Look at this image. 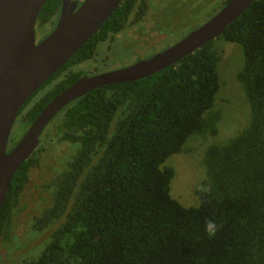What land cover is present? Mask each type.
Listing matches in <instances>:
<instances>
[{"label": "trees", "instance_id": "16d2710c", "mask_svg": "<svg viewBox=\"0 0 264 264\" xmlns=\"http://www.w3.org/2000/svg\"><path fill=\"white\" fill-rule=\"evenodd\" d=\"M138 2L123 0L27 100L18 115L26 131L82 78L80 66L122 31ZM61 7L62 0H48L39 15L42 25H56ZM220 39L243 48L237 79L249 120L227 143L207 147V181L194 191L199 206L185 207L171 196L174 168L163 165L184 152L192 136L219 133L223 114L214 105L221 56L214 41ZM215 40L149 77L96 89L57 115L53 138L72 151L44 184L52 203L34 216L31 229L53 231L40 251L15 264H264V0ZM37 155L38 149L17 170L0 210V241L8 245ZM209 224H215L213 232Z\"/></svg>", "mask_w": 264, "mask_h": 264}, {"label": "water", "instance_id": "95a60500", "mask_svg": "<svg viewBox=\"0 0 264 264\" xmlns=\"http://www.w3.org/2000/svg\"><path fill=\"white\" fill-rule=\"evenodd\" d=\"M48 0H0V210L20 166L37 150L49 124L72 102L111 84L135 82L180 62L218 38L256 0H230L210 21L176 45L132 66L85 76L58 94L8 151L27 100L100 29L123 0H62L54 30L36 43V22Z\"/></svg>", "mask_w": 264, "mask_h": 264}, {"label": "rangeland", "instance_id": "374dc122", "mask_svg": "<svg viewBox=\"0 0 264 264\" xmlns=\"http://www.w3.org/2000/svg\"><path fill=\"white\" fill-rule=\"evenodd\" d=\"M220 1L223 0H180L179 7L172 10V13L175 12V14L165 15L164 23L159 17L156 20L160 27H165L163 30L174 33L172 38L164 33L163 36L153 39L143 48L146 49L144 55H153L156 48L162 50L186 36L189 32L186 30L187 28L177 29L188 23L196 14L197 17L203 19L207 13L209 15L213 11ZM199 12L203 16H200ZM207 20L209 19L202 20L198 25ZM54 28L53 24L36 26V43L45 39ZM117 42V55L109 59L108 65L104 69L106 71L118 70L133 64L135 56L141 51V46H138L139 42L134 41L131 37V30L123 31L122 38H118ZM214 47L221 56L218 65L221 86L214 105V109L220 110L223 114L219 124V133L216 138L192 136L186 143L184 152L172 155L163 165L174 168L175 176L171 183V196L185 207L199 206L194 191L195 188L204 185L207 181L203 161L207 147L213 143L218 145L227 143L247 125L249 120V102L237 79V73L244 64L243 48L239 44L222 39L215 40ZM104 50L105 44L103 43L100 46L101 53L97 57H105ZM41 93L42 91L33 98L32 102H35L36 97ZM56 122L57 119L49 124L41 137L42 142L37 148L38 164L30 172L29 182L15 215L13 243L8 245L0 241V264H15L30 251L33 253L40 251L41 245L47 243V239L53 231L52 226L41 233H32L31 229L34 216L52 203V197L44 184L50 182L64 168V162L72 151L68 144H60L55 141L54 132L50 126H55ZM25 131L22 122L20 123V120L17 119L10 135L8 151L21 140Z\"/></svg>", "mask_w": 264, "mask_h": 264}, {"label": "flooded vegetation", "instance_id": "af4514ba", "mask_svg": "<svg viewBox=\"0 0 264 264\" xmlns=\"http://www.w3.org/2000/svg\"><path fill=\"white\" fill-rule=\"evenodd\" d=\"M73 1H78L80 5L84 0H73ZM229 1L230 0L220 1L216 5V7L213 9V11L209 15H207L208 14L207 13L203 19L197 17L198 16L197 14L192 16L191 20L188 23L184 24L182 27H179L177 29V30H182L184 28H187L186 30H188L189 32L187 33L186 36L174 42L173 44L165 47L162 50H157L156 48L155 53L153 55L148 56V55H144V52L146 51V49H143V48L146 47L148 44H150L153 41V39H157L158 37L163 36L164 33H167L168 36L172 38L174 33H171L167 30H163L165 27L164 26H163L164 28L160 27L159 24L156 22V20L159 17L162 20V23H164L165 15L175 14V12L172 13V10L179 7L180 0H139L133 12V15L129 17L122 31L116 34L115 37H109L110 39L104 43L105 50L103 52L106 54L105 57H96L94 60L89 61L87 64L80 66L81 71H82L81 77H85V76L90 77V76H95V75L110 72L104 69L105 67H107L109 59L114 58L117 55L116 53L117 44H118L117 39L122 38L123 31L131 30V37L134 39V41L139 42L138 46H141V51H139V54L135 56V62L129 65V66H132L140 61L148 60L156 56L157 54L166 51L170 47L176 45L178 42H180L185 37H187L190 33L199 29L204 24H206L208 21H210L217 13H219L225 7V5ZM199 15L203 16L201 12H199ZM206 19H209V20H207L205 23L201 25H198L202 20H206ZM45 24L49 25L51 24V21L49 20L45 22ZM36 26H42L39 16L36 22ZM100 46L98 48V51H99L98 56L101 53Z\"/></svg>", "mask_w": 264, "mask_h": 264}, {"label": "clouds", "instance_id": "9594fccd", "mask_svg": "<svg viewBox=\"0 0 264 264\" xmlns=\"http://www.w3.org/2000/svg\"><path fill=\"white\" fill-rule=\"evenodd\" d=\"M215 228H216L215 224H209V225L207 226V230H208L209 232H213V231L215 230Z\"/></svg>", "mask_w": 264, "mask_h": 264}]
</instances>
